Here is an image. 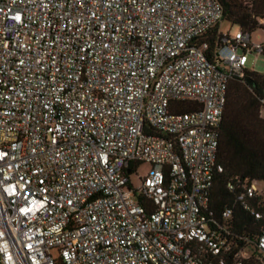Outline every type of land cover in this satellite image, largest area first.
<instances>
[{
	"label": "built area",
	"instance_id": "obj_1",
	"mask_svg": "<svg viewBox=\"0 0 264 264\" xmlns=\"http://www.w3.org/2000/svg\"><path fill=\"white\" fill-rule=\"evenodd\" d=\"M221 15L217 0H0V264H247L232 206L211 201L228 84L263 42L238 28L209 51ZM259 184L225 185L256 219Z\"/></svg>",
	"mask_w": 264,
	"mask_h": 264
},
{
	"label": "trees",
	"instance_id": "obj_2",
	"mask_svg": "<svg viewBox=\"0 0 264 264\" xmlns=\"http://www.w3.org/2000/svg\"><path fill=\"white\" fill-rule=\"evenodd\" d=\"M217 1L222 9L221 20L249 33L257 28L264 33V22H259L260 19L264 20V0H253L250 7L242 0ZM203 39L209 51L220 45L218 23L203 35ZM262 49L264 56V41ZM246 78L251 80L250 85L238 79H232L228 84L216 153V161L222 171L216 175L211 206L217 214L223 207L232 206V214L226 223L232 230L233 252L249 247L251 252L245 262L264 264V257L256 248L257 237L264 232V193L253 202L261 214L256 219L233 203V193L225 188L229 181L256 180L264 183V117H259L264 71H249Z\"/></svg>",
	"mask_w": 264,
	"mask_h": 264
},
{
	"label": "rangeland",
	"instance_id": "obj_3",
	"mask_svg": "<svg viewBox=\"0 0 264 264\" xmlns=\"http://www.w3.org/2000/svg\"><path fill=\"white\" fill-rule=\"evenodd\" d=\"M236 30H238V27L236 25L230 24L224 20H219L218 22V31L221 33L228 32L230 35H232ZM250 40L253 43L263 42L264 41V33L263 30L260 28L255 29L250 33ZM245 67L250 68L252 71L257 73H262L264 71V56L263 54H248L247 61L245 64ZM261 115V116H260ZM259 117L263 118L264 113H261ZM148 170L147 164H140L135 174L130 175V181L136 185L138 183V177H141L144 175V173ZM259 186L264 187V183L259 184Z\"/></svg>",
	"mask_w": 264,
	"mask_h": 264
},
{
	"label": "water",
	"instance_id": "obj_4",
	"mask_svg": "<svg viewBox=\"0 0 264 264\" xmlns=\"http://www.w3.org/2000/svg\"><path fill=\"white\" fill-rule=\"evenodd\" d=\"M245 81H246V83L249 84V85L252 83L251 80H250L249 78H246Z\"/></svg>",
	"mask_w": 264,
	"mask_h": 264
}]
</instances>
